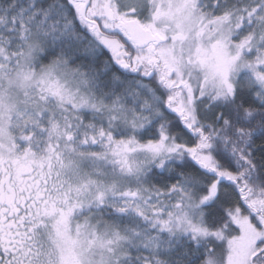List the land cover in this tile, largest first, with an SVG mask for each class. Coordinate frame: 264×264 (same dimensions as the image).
Returning <instances> with one entry per match:
<instances>
[{
    "label": "snow or ice",
    "instance_id": "snow-or-ice-1",
    "mask_svg": "<svg viewBox=\"0 0 264 264\" xmlns=\"http://www.w3.org/2000/svg\"><path fill=\"white\" fill-rule=\"evenodd\" d=\"M0 264H264V0H0Z\"/></svg>",
    "mask_w": 264,
    "mask_h": 264
}]
</instances>
